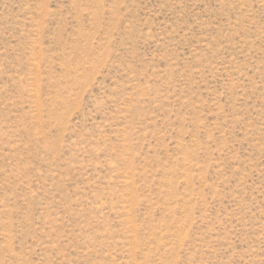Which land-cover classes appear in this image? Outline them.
<instances>
[{"label": "rangeland", "instance_id": "1", "mask_svg": "<svg viewBox=\"0 0 264 264\" xmlns=\"http://www.w3.org/2000/svg\"><path fill=\"white\" fill-rule=\"evenodd\" d=\"M0 264H264V0H0Z\"/></svg>", "mask_w": 264, "mask_h": 264}]
</instances>
